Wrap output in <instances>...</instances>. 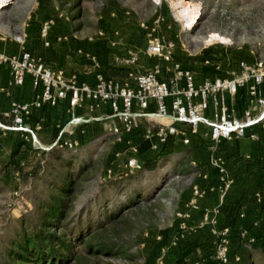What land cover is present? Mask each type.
Instances as JSON below:
<instances>
[{
  "label": "rangeland",
  "instance_id": "1",
  "mask_svg": "<svg viewBox=\"0 0 264 264\" xmlns=\"http://www.w3.org/2000/svg\"><path fill=\"white\" fill-rule=\"evenodd\" d=\"M43 1L66 17L70 32L95 40L100 50L117 46L124 52L126 46L133 47L130 50L143 48L151 40L171 42L172 56L183 65L213 63L214 71L219 73L237 58L264 62V0ZM7 3L0 8V19L19 23L35 0ZM105 7L116 12L109 13ZM179 13L186 18H180ZM115 40L119 44L111 46L109 42ZM24 136L21 138L31 137L28 133ZM141 138L134 143L141 144ZM116 143L108 129H95L74 150H35L29 145L25 146L27 152L22 151L21 161L12 163L6 156L0 162V264L7 262L9 245L17 234L33 228L38 207L61 173L71 175V191L62 210L60 229L54 231L83 234L81 244L74 248L75 258L68 264H181L183 256H174L175 250L183 252L188 246L192 250L196 245L176 241L177 234L191 231L174 227L177 212L173 209V196L161 201V192L164 180L168 181L169 191L179 180L186 187L196 175L188 170L190 139L187 144L175 145L180 152L172 151L159 158L149 149L145 154V149L139 148L141 166L137 170L124 167L126 147L118 149ZM172 147L173 143V150ZM149 162L153 166L147 167L145 163ZM228 231L230 251L239 250L231 243L235 233ZM259 231L264 232V228L252 230ZM86 235L87 239L92 237V245L104 243L106 248L86 250ZM241 247L244 257L240 264H264L260 249ZM174 257L177 263L173 262ZM187 260L189 264L204 258H186L183 263Z\"/></svg>",
  "mask_w": 264,
  "mask_h": 264
},
{
  "label": "crops",
  "instance_id": "2",
  "mask_svg": "<svg viewBox=\"0 0 264 264\" xmlns=\"http://www.w3.org/2000/svg\"><path fill=\"white\" fill-rule=\"evenodd\" d=\"M7 5L8 3L2 7ZM49 18L52 19V24L45 45L43 39L39 37L38 30L40 23ZM64 20L66 17L61 16L56 7L48 6V3L43 0H35V4L30 5V9L21 18V22L15 23V20L1 17L0 52L15 56L22 50H27L38 57L61 79L74 78L76 81L86 82L92 81L94 71H100L107 78L126 80L128 67L121 66L118 60L131 52L138 55H136L137 63L134 66L136 70L147 69L154 62L144 53L143 48L130 50L133 47L126 46L124 52L120 51L117 46H114L119 44L116 40L109 42L114 47L100 50L95 40H87L85 37L75 36L73 32H70ZM187 67L201 78L227 77L236 69L235 63L225 64L226 70H221L220 73L214 71L213 63L205 66L197 63ZM159 75L166 78L171 75V71L166 65H160ZM8 79L7 65L1 64L0 122L5 125L11 124V118L6 115L10 105L30 102L34 94L29 75H25L18 86L8 85ZM260 88L264 89V81ZM250 100L254 101L253 97L248 96L246 88H240L234 95H225L224 102L231 116L240 117L242 111L248 107ZM113 122L105 104H98L91 108L84 104L69 108L66 99H59L52 107L42 105L39 108H32L25 124L33 131V137L22 139V136L25 138L24 132L11 129L0 130V162L5 161L7 156L6 160L17 163L23 157L22 151L25 150V146L29 148L30 145L31 149L35 150L44 149L58 138L74 141L77 146L95 129H108ZM36 125L39 126L38 129H34ZM246 132L254 133L256 139H249L245 136L222 140L214 145L208 139L207 128L202 125H199L195 132L189 135L190 144L186 154L189 157L188 170L197 171L191 184L213 188L212 191H207L204 196L197 199L193 208L188 206L191 184L183 187V182L179 180V184L174 185V188L170 187L167 191L168 181H163L161 201L171 200L167 196H173L171 200L174 205L173 209L180 214L175 216L174 227L191 231L186 234L183 232L182 235L177 234L176 241L196 245L187 255H183L180 260L181 264H188V260L187 263H183L186 258L199 259L209 253L211 247L207 246L211 244L209 234L211 227H227L235 235L248 228L252 232L253 221H258L256 228H264V119L248 127ZM139 136L140 134L132 135L129 140L134 143ZM141 139V144H134L138 152L142 147L146 154L151 141ZM178 144L180 145V141L175 138L172 147L174 152L181 151L176 150L175 145ZM213 156L220 157L224 161L226 171L232 180L229 190L222 197L217 192L218 175L209 163V158ZM177 178L180 179L181 176L177 175ZM170 182H175V179ZM258 193H261L260 200H257ZM162 237L164 238L163 235ZM175 252L178 253V250Z\"/></svg>",
  "mask_w": 264,
  "mask_h": 264
},
{
  "label": "built area",
  "instance_id": "3",
  "mask_svg": "<svg viewBox=\"0 0 264 264\" xmlns=\"http://www.w3.org/2000/svg\"><path fill=\"white\" fill-rule=\"evenodd\" d=\"M7 2L9 0H6L5 4ZM51 24L52 19L49 18L39 25L38 34L45 45ZM172 48L171 42L148 41L143 51L154 60L149 68L136 70L134 66L137 63V56L128 53L118 60L121 66L128 67L126 80L107 78L100 71H94L90 82L76 81L74 78L61 79L27 50H22L15 56L0 52V65L6 64L8 68V85L18 86L25 75H29L34 89L30 102L10 105L6 115L11 118V124L5 125L0 122V130L11 129L28 133L33 137V131L25 124L32 108H39L42 105L52 107L59 99H66L69 108L83 104L89 108L105 104L109 117L114 120L108 128L109 133L114 136L116 142L125 139L124 167L127 170H137L141 166L137 146L129 140L135 134H140L144 140L151 141L149 150L156 158L163 156L166 149H170L175 138L181 144H187L189 135L194 133L199 125L207 128L208 139L214 145L222 140L245 136L256 139V135L247 133L246 129L264 119V89L260 88L264 81V62L237 58L234 61L236 69L227 77L201 78L172 56ZM160 65H166L170 69L169 77H160ZM240 88H246L248 96L253 97L254 101L250 100L240 117H234L227 111L224 99L225 95H234ZM256 110L259 112L254 113ZM38 128V125L34 127ZM60 134L61 131L59 136ZM51 147L74 150L76 144L69 139L58 138L46 149ZM209 163L218 175L217 192L222 197L229 190L232 180L220 157H210ZM188 183L191 184V181ZM190 190L188 206L193 208L197 199L213 188L191 184ZM13 194L16 195V192ZM260 198L261 193H258L257 200ZM256 226L258 221H253L252 227L255 229ZM209 234L212 246L207 254L208 261L212 264H231L228 254L230 239L228 228L211 227ZM237 239L246 243L245 245L264 244V232L240 231ZM232 261H239V255H233ZM189 264L203 262L193 260Z\"/></svg>",
  "mask_w": 264,
  "mask_h": 264
},
{
  "label": "trees",
  "instance_id": "4",
  "mask_svg": "<svg viewBox=\"0 0 264 264\" xmlns=\"http://www.w3.org/2000/svg\"><path fill=\"white\" fill-rule=\"evenodd\" d=\"M104 10L109 13L116 12L115 9L106 7ZM49 34L50 28L47 37H49ZM124 140L125 139L116 143L118 149L124 147ZM56 148L57 147H51L49 150H54ZM172 151L174 150L171 148L166 149L163 156ZM52 152L53 151H51V153ZM145 164H147V167L153 166V162ZM71 178V175L66 173L57 175L56 184L52 187L46 200L38 207V214L33 228L29 232L22 230L20 234H17L15 240L10 243V249L7 254L9 258L5 264H68L70 260L75 258L74 248L76 247V244H81L79 241L81 238L80 236L83 235L82 232L75 231L73 233L68 232L65 234V231H60L59 233L54 231V229H60L58 224L63 219L62 210L66 206L67 196L71 191ZM62 229L64 230V228H61V230ZM235 236L237 237V235ZM87 237L88 235H86L85 239H87ZM236 237L231 243L236 244L239 250L230 251V246L228 247L231 264H240L243 260L244 252L240 251L242 245L245 250L249 248H258L264 252V244L251 243L245 245L246 243L239 242ZM91 238L92 237H89L87 239L83 248L86 250L95 249L96 251H103L106 248L104 243H96L95 245H92L90 242ZM189 247L190 246L186 247L184 251L182 250L183 252L178 250L179 252L174 254V256H177V254L181 257L186 255L190 251ZM235 254L239 255V261L237 262L232 261V256ZM203 258L204 260H201L203 261V264H212L208 261L207 254H205ZM173 262L177 263L176 257H174Z\"/></svg>",
  "mask_w": 264,
  "mask_h": 264
},
{
  "label": "bare ground",
  "instance_id": "5",
  "mask_svg": "<svg viewBox=\"0 0 264 264\" xmlns=\"http://www.w3.org/2000/svg\"><path fill=\"white\" fill-rule=\"evenodd\" d=\"M5 4L4 0H0V8ZM6 5V4H5ZM180 18H186L184 13H179L178 14Z\"/></svg>",
  "mask_w": 264,
  "mask_h": 264
}]
</instances>
